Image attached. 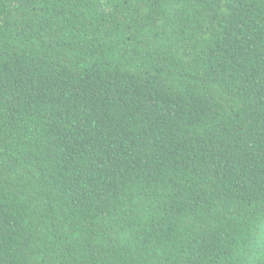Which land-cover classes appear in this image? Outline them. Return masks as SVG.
<instances>
[{
    "label": "trees",
    "instance_id": "16d2710c",
    "mask_svg": "<svg viewBox=\"0 0 264 264\" xmlns=\"http://www.w3.org/2000/svg\"><path fill=\"white\" fill-rule=\"evenodd\" d=\"M0 264H264V0H0Z\"/></svg>",
    "mask_w": 264,
    "mask_h": 264
}]
</instances>
